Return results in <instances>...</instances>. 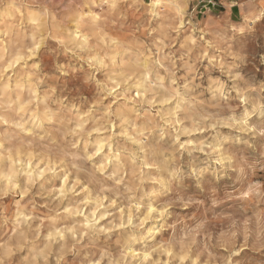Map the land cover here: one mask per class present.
Returning <instances> with one entry per match:
<instances>
[{
	"label": "clouds",
	"instance_id": "1",
	"mask_svg": "<svg viewBox=\"0 0 264 264\" xmlns=\"http://www.w3.org/2000/svg\"><path fill=\"white\" fill-rule=\"evenodd\" d=\"M3 3L4 0H0V4ZM200 4H203V19H197L195 15ZM219 5L226 12L217 22L213 20L217 0H199V3L195 0H38L37 10L29 13L33 25L31 33L9 40L8 44L16 48L9 59L0 55V86L4 92L11 87V77L7 74L22 61L23 64L32 61L28 73V91L32 99L38 97L36 89L44 79L40 74L42 65L45 75L51 71V78L57 81L74 77L79 71L58 64L56 59H52L50 65L46 64L48 58L43 54L49 41L56 45L57 55L62 50L63 55L86 63L90 69L86 81H94L107 96L115 95L116 99L128 101L127 92L131 88L138 89L131 102L146 105L144 115L137 113L133 119L123 117L121 131L115 135L111 134L110 121L105 129L110 134L103 142H97L92 155L83 157L91 161L107 146L109 151L104 163L98 168L93 165L92 175L103 174L111 165L114 172L109 179L123 172L128 163L133 166L134 179L144 170L158 173L155 177L145 178L149 188L138 201L132 202L130 198L132 213L139 214L142 210L147 213L136 225L138 228L149 219L166 222L174 210L187 211L204 206L201 196L176 190L183 183L185 154L193 159L203 156L210 162L209 168L199 174L191 169V179L200 194L205 193V183L208 193L217 194L222 182L233 179V173L253 177L235 197L237 206L252 214L240 215L227 239L216 244L206 240L205 249L195 255V260L188 256L185 241H189L190 234H186L178 241L179 252L174 250L173 243L166 242L150 251L129 250L118 260L105 253L91 264H133V261L135 264H185V261L187 264H264V207H260L264 205V179L255 178L258 170L264 171V165H259L253 156L257 151L256 142L264 141V0H219ZM233 9H236L235 13ZM72 10H75L74 15H62ZM127 36L140 41L137 52L126 49ZM209 36L211 39L205 38ZM141 37L153 38L152 46L143 43ZM24 40H29L30 44H24ZM122 50L129 60L122 65L126 70L117 75L114 71L116 59ZM0 53H8V46L3 41H0ZM161 69L164 75L160 74ZM101 72L108 76L110 83L97 80V73ZM178 72L183 75L178 76ZM198 106L203 110L196 111ZM0 107L12 106L0 104ZM18 111L24 112L25 108L22 106ZM122 113V108H117L115 115L119 118ZM30 119L34 120V115ZM0 123L7 121L0 117ZM27 123L24 120L15 127L22 133ZM225 129L237 134L236 143H242L245 151L237 154L225 148L227 139L214 145L207 142L209 136H221ZM152 138L159 146L152 149V158L138 157L137 152L149 151ZM114 140L118 149L115 152L111 150ZM260 156L264 157V151ZM31 160L30 156L26 167L13 166L7 172H0V227H10L7 239H0V264H50L49 256L52 255H55L54 264H62L64 256L71 251L65 241V230L59 228L48 233L47 242L40 248L37 241L42 222L34 226L37 218L25 215L20 201L15 202L17 210L12 215L8 214V206L3 205L5 197L14 199L19 195L23 199L29 196L32 187L45 178L46 172L56 171L47 165L41 169L43 159L35 165ZM21 177L26 183L21 182ZM67 181L65 175L64 183ZM123 181L124 177L119 176L115 184L119 186ZM79 183L77 180L76 184ZM143 184L144 179H141L137 187ZM128 190L132 191L131 188ZM74 191L75 185L67 191L61 187L59 198ZM88 203L90 201H85V206ZM215 204L214 200L213 206ZM64 211L83 215L82 210ZM127 223H132L131 215ZM126 226L119 224L95 231L107 234L113 228ZM241 236L244 238L242 243L239 242ZM190 242H194V237ZM54 246L58 248L55 254Z\"/></svg>",
	"mask_w": 264,
	"mask_h": 264
},
{
	"label": "rangeland",
	"instance_id": "2",
	"mask_svg": "<svg viewBox=\"0 0 264 264\" xmlns=\"http://www.w3.org/2000/svg\"><path fill=\"white\" fill-rule=\"evenodd\" d=\"M195 2L199 3V0H195ZM208 7L212 8V5L209 4ZM37 8L38 0H4V3L0 4V41L5 42L8 46V53H0V55H3L5 59H9L16 51L15 47L8 44L9 40L21 38L33 30L29 13L36 11ZM202 9L203 4L196 8L197 19L204 18ZM225 12L226 9L222 8L217 0V7L213 8V20L219 22V16ZM233 12L235 13L236 9H233ZM69 14L74 15L75 10L62 15ZM228 15L230 16L231 13ZM60 26L62 25H58V27ZM205 38L211 39L210 36ZM140 40L148 47L152 46L153 38L141 37ZM23 42L26 45L30 44L29 40ZM139 42L131 36H127L126 49L137 52ZM55 48L56 45L49 41L43 54L48 58L45 63L50 65L51 60L56 59L58 64L75 67L79 71L74 77L54 80L51 78L53 72L48 71L45 75V68L42 65L40 74L44 79L36 89L38 97L32 99L28 91V73L31 70L32 61H28L27 64H23L22 61L21 65L18 64L16 69L7 74L11 77L10 90L4 92L3 87L0 86V104L12 106L11 108L0 107V117L7 121L6 124L0 123V145H2L0 146V172H7L13 166L26 167L30 156L33 165L39 159H43L44 163L41 164V169L46 165L56 169L54 173L46 172L45 178L38 180L32 187L29 196L21 199L17 195L14 199L5 197L3 200V205L8 206L9 215L16 212L15 202L20 201L23 213L31 214L37 218L34 221V226L42 222L40 239L37 241L40 248H43L44 243L47 242L46 238L50 231H55L57 228L63 229L65 230V241L71 251L64 256L62 264H91L93 260L99 259L105 253L109 258L118 260L129 250L150 251L153 247L166 242L173 243L174 250L179 252L178 241L186 234H190L189 241H185V243L189 248V258L195 260V255L205 249L206 240L211 244H216L222 239H227L231 235L230 229L234 231L235 224L239 222L240 215L249 216L252 214L237 206L238 202L235 197L253 177L250 175L239 176L233 173V179L226 183L222 182L217 194L208 193L207 183H205V193L200 194L191 179V169L194 168L199 174L203 169L209 168L210 162L206 161L203 156L193 159L185 154L183 183L176 190L187 191L189 195L195 193L201 196L204 206H195L187 211L177 209L174 210L172 216L167 218L166 222L149 219L142 228L136 227L147 213L144 210L139 214L132 213L130 198L132 202L138 201L149 188V183L145 178L155 177L158 173L155 170H144L134 179L132 177L133 166L128 163L125 164L123 172L109 179L114 172L111 165L103 174L92 175L93 165L98 168L100 164L104 163L105 155L109 151L107 146H105L104 152L95 155L91 161H87L83 157L92 155L97 142H103L110 134L105 130L110 121L111 134H118L121 131L120 120L123 117L133 119L137 113L143 116L147 111V106L131 102V97L137 95L138 89L136 88H131L127 92L128 101L116 99L115 95L107 96L106 92L97 87L94 81H86V75L90 71L86 63L70 55H63L62 50L57 55V52L54 51ZM152 50L155 52L154 48ZM127 60H129V56L122 50L116 59L117 67L114 71L117 75L126 70V66L122 67V65ZM56 74L58 75V73ZM160 74L164 75L162 69ZM177 75L182 76L183 73L178 72ZM97 80L110 83L108 76L102 72L97 73ZM167 82L166 78V85ZM180 83L182 84L183 81L181 80ZM45 96L48 98L44 99ZM30 99L31 103H29ZM97 100L103 102L96 103ZM114 100L115 102H113ZM22 106L25 111L19 112L18 110ZM117 108H122V117L118 118L115 115ZM201 110L203 109L198 106L196 111ZM154 113L155 110H153ZM33 115L34 120L30 119ZM24 120H27L28 123L24 125L25 131L21 133L15 126L23 123ZM81 125L83 126L81 127ZM97 128L101 130L97 132L95 130ZM236 136L237 134L225 129L221 136H209L207 142L214 145L218 142L223 143L227 139L228 143H225V148L239 154L246 149L242 143H236ZM256 145L257 151L253 154L254 159L258 161L259 165H264V157L260 156V152L264 151V141H257ZM149 146L147 153L137 152L138 157L146 156L151 159L152 149L159 147L155 143V138L149 141ZM115 149L118 150L114 140L111 150L115 152ZM37 153H39V157H37ZM137 164H139V160ZM65 175L68 176L67 183H64ZM119 176H123L124 181L117 186L115 180ZM255 178L264 179V171L258 170ZM141 179H144V184L137 187ZM206 179L209 177L206 176ZM77 180L80 181L79 184H76ZM21 182L26 183V180L21 177ZM73 185H75L74 192H68L65 197L59 198L61 187L67 191ZM129 188L132 191H129ZM214 200L216 201L215 206H213ZM85 201H90V203L85 206ZM145 203H147V199ZM260 207H264V205H260ZM65 209L82 210L83 215L71 214L64 211ZM129 215L132 216L131 224L127 223ZM259 219L260 217H257V220ZM93 222L95 223L93 224ZM119 224L127 226L113 228V231L107 234L95 231L98 228ZM202 224L203 227H200ZM86 225L87 227H85ZM8 232H10V227H0V239H7ZM192 237H194V242H190ZM243 239L241 236L239 242L242 243ZM56 251L58 248L54 246L53 253L55 254ZM49 262L54 264L55 255L49 256Z\"/></svg>",
	"mask_w": 264,
	"mask_h": 264
},
{
	"label": "bare ground",
	"instance_id": "3",
	"mask_svg": "<svg viewBox=\"0 0 264 264\" xmlns=\"http://www.w3.org/2000/svg\"><path fill=\"white\" fill-rule=\"evenodd\" d=\"M37 119V118H36ZM4 129V128H3ZM116 150V149H115ZM14 163V162H13ZM150 228V227H149ZM158 233V232H157ZM154 245V244H153Z\"/></svg>",
	"mask_w": 264,
	"mask_h": 264
}]
</instances>
